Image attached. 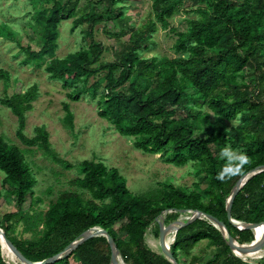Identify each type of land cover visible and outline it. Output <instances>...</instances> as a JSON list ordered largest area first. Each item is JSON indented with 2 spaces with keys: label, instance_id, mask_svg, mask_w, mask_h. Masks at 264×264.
I'll use <instances>...</instances> for the list:
<instances>
[{
  "label": "trees",
  "instance_id": "trees-1",
  "mask_svg": "<svg viewBox=\"0 0 264 264\" xmlns=\"http://www.w3.org/2000/svg\"><path fill=\"white\" fill-rule=\"evenodd\" d=\"M194 1L193 8L184 10L193 17L186 20L184 31H178L169 20L182 8L183 0H151L145 20L121 30L126 41L114 60L102 62L105 48L93 39L94 27L122 18L121 8L111 9L118 0H93L95 5L107 2L106 10L79 16L80 0H33L40 44L37 49L19 44L24 53L21 63L40 65L50 57L44 60L43 70L49 79L61 83L69 100L87 94L96 102V115L118 135L131 139L134 149L161 154L164 163L174 166L190 164L197 181L188 189L169 184L163 186V195L138 197L129 192L117 169L101 161L83 160L77 164L81 176L68 182L77 190L59 193L44 213L23 212L27 198L30 207L40 203L33 199L36 179L20 149L0 135L1 186L16 206L1 216L0 228L27 260L40 262L61 253L81 233L98 227L113 238L123 264H171L145 244L147 230L163 211H170L164 216L168 224L178 218L180 210H198L221 221L238 243L253 240L252 231L238 230L227 221L225 201L241 175L264 166V0ZM65 19H73L74 26H86L87 44L63 58L53 57L58 25ZM158 30L174 36V57L141 55ZM0 37L16 41L6 27L0 28ZM96 74L95 81L87 85ZM0 76L7 78L3 71ZM37 97V86L31 85L1 97L0 105L15 116L19 142L37 147L47 159L71 169L74 165L52 149L44 126H36L30 138L24 135L26 114ZM62 109L64 126L72 130L68 104L63 103ZM233 121L238 123L230 124ZM227 145L247 153L249 163L238 174L221 180L217 173L227 163L221 149ZM231 217L243 223L264 221V171L238 191ZM156 229L158 237L157 224ZM200 241L215 250L203 264H264V260L250 263L234 256L221 233L199 219L178 229L171 254L182 264L178 253L189 254ZM71 262L110 264L106 238H90L53 264ZM0 264H7L1 250ZM188 264L200 263L192 257Z\"/></svg>",
  "mask_w": 264,
  "mask_h": 264
},
{
  "label": "rangeland",
  "instance_id": "rangeland-1",
  "mask_svg": "<svg viewBox=\"0 0 264 264\" xmlns=\"http://www.w3.org/2000/svg\"><path fill=\"white\" fill-rule=\"evenodd\" d=\"M92 1L80 0L78 16L99 13L102 8V11L106 10L107 2L95 5ZM118 1L111 9L115 11L121 8L122 18L103 21L94 27L93 39L105 48L100 58L102 62H112L120 45L126 41V35L121 30L137 27L150 12L151 0ZM195 5L194 0H183L182 8L170 18V26L184 31L187 28L186 20L193 17L185 14L184 10ZM39 6L40 4H37V7ZM34 16L33 0H0V28L6 27L16 40L12 42L0 37V71L7 75L6 79L0 76V98L23 92L31 85H36L38 97L32 103V110L26 114L24 135L30 138L36 126H44L49 134L52 149L74 167L65 169L43 156L37 147H28L19 142L15 137V116L8 108L0 105V135L20 149L36 179L33 199H40V203H33L30 207L31 199L27 198L23 212L32 210L44 213L59 193L77 190L70 187L68 182L81 176L77 164L83 160L101 161L106 167L117 169L124 177L129 192L138 197H153L158 192L163 195L166 192L163 186L169 184L184 189L191 188L197 178L190 164L174 166L164 163L161 154L150 155L134 149L131 139L118 135L112 126L96 115V102L87 94H82L77 101L69 100L65 95L67 91L61 88V83L49 79L43 70L46 59L50 57H45V61L40 62V65L21 63L24 53L20 51L19 44L31 49H37L40 44V32L35 27ZM72 21L73 19H65L59 23L53 57L63 58L86 46V26H74ZM151 39V45L141 53L142 56H175L172 50L174 36L168 31L158 30L151 35ZM98 75L90 77L87 85L92 84ZM63 103L68 104L73 115L72 130L64 126ZM237 123L233 121L230 124ZM2 178L3 174L0 172V218L3 214L16 210L14 202L8 199V195L2 190ZM86 196L89 197L87 194ZM168 213L169 211H166L163 217ZM189 216L188 213L180 214L178 219L185 220ZM156 224L155 222L147 230L145 244L151 251L160 254ZM19 229L18 227L17 231ZM154 245H157L156 249L152 247ZM261 249L264 250V246ZM214 251V247L207 241H200L193 246L189 254L179 252L178 256L182 264H188L192 257H196L197 261L203 264L211 258ZM1 254L7 264H18L14 258L9 259ZM263 260L264 255L257 259H245L250 263Z\"/></svg>",
  "mask_w": 264,
  "mask_h": 264
},
{
  "label": "water",
  "instance_id": "water-1",
  "mask_svg": "<svg viewBox=\"0 0 264 264\" xmlns=\"http://www.w3.org/2000/svg\"><path fill=\"white\" fill-rule=\"evenodd\" d=\"M261 171H264V166H257L249 170L247 173L241 175L235 182L234 186L232 187L225 201V212H226L227 221L234 228L238 230H248V231L253 232V230L259 226L264 227V221L258 222V223H243V222L236 221L232 219L231 217V205H232V201L234 197L236 196L238 191L243 187V185L249 178H251L252 176H254L255 174ZM165 212L166 211H163L162 213H160L159 216L155 219V222L157 223V226H158V245H159L160 254L165 259H167L171 264H179L175 260V258L172 256L171 251H170V245L174 242L176 232L178 231L179 228L187 226L197 219L206 220L215 229H217L221 233L223 239L225 240L226 245L229 247L232 253H233V250H236L240 252L241 254L246 255L248 253L257 252L261 250V248L264 246V237L262 239L256 240L254 235H253V240L251 242L245 243V244L238 243L229 234L225 225L221 221H219L217 218H215L214 216L210 214H206L198 210H195V211L180 210L179 211L180 214L188 213L190 214V216L186 218L185 220H179L177 218L175 221L165 224L164 217H163V214ZM169 234H173L172 241L171 243L167 244V238ZM98 236H103L106 238L108 247L110 249V264H120L121 262L123 264V260L120 256L119 250L117 249L113 238L104 229H101L98 227H93L89 230L84 231L83 233L79 235L77 239H75L73 242L68 244L61 253L53 255L52 257L44 259L40 262H31L27 260L15 248V246L11 243V241L5 237L3 230L0 228V250L2 253V244H3L7 248V250L11 253L12 257L19 264H53L54 262L69 255L78 245H80L84 241L90 238H93V237H98ZM234 256L236 255L234 254Z\"/></svg>",
  "mask_w": 264,
  "mask_h": 264
},
{
  "label": "clouds",
  "instance_id": "clouds-1",
  "mask_svg": "<svg viewBox=\"0 0 264 264\" xmlns=\"http://www.w3.org/2000/svg\"><path fill=\"white\" fill-rule=\"evenodd\" d=\"M221 156L227 158V163L217 173L218 179L224 180L233 175L238 174L249 163L247 153L234 149L231 145H227L221 149Z\"/></svg>",
  "mask_w": 264,
  "mask_h": 264
},
{
  "label": "bare ground",
  "instance_id": "bare-ground-1",
  "mask_svg": "<svg viewBox=\"0 0 264 264\" xmlns=\"http://www.w3.org/2000/svg\"><path fill=\"white\" fill-rule=\"evenodd\" d=\"M172 235L173 234H169L168 235L167 244L171 243V241H172ZM253 235L255 236V239L256 240L262 239L264 237V227L259 226V227L255 228L253 230ZM156 246L157 245H154L152 247L154 249H156ZM2 253L4 255H6L9 259H12L13 258L12 255H11V253L7 250V248L3 244H2ZM233 253L236 255V257H238L240 259H243V260L247 259L248 260L249 258L250 259L261 258L264 255V250L261 249V250H259L257 252L248 253L246 255H243V254H241L240 252H238L236 250H233ZM120 264H122V262Z\"/></svg>",
  "mask_w": 264,
  "mask_h": 264
}]
</instances>
